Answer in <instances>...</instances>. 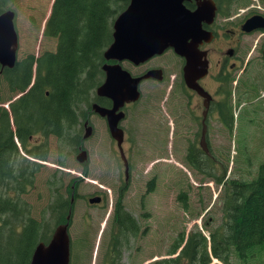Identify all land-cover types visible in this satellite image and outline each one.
<instances>
[{"label":"rangeland","instance_id":"374dc122","mask_svg":"<svg viewBox=\"0 0 264 264\" xmlns=\"http://www.w3.org/2000/svg\"><path fill=\"white\" fill-rule=\"evenodd\" d=\"M66 1L0 0V13L9 9L16 13L14 21L19 38L18 65L13 72L6 73L14 84L11 86L0 78V107L9 108L11 102L22 97L21 90L15 84L23 81L28 83L30 92L26 95L30 101L44 100ZM253 10L259 12L255 15L264 16V0H250L248 4L236 6L232 16L237 18L232 20L230 28L243 22L245 15ZM219 23L224 22L219 20ZM239 48L243 62L235 72L236 81L229 97L234 113V128L229 132L220 118L211 134L212 151L219 165L214 172L217 177H222L227 169L225 183L254 179L264 161V32L243 36ZM179 62L170 51L149 63L165 68L168 82L143 84L140 88L142 100L128 109L129 119L122 124L127 131V141L135 143L134 150H128L134 167L131 169L125 206L142 226L140 236L134 243V263L128 260L127 254H123L121 264H154L178 258L181 250L175 255H170V251L177 245L180 234L185 233L188 237L191 232L199 231L211 238L215 231H223L224 196L227 192L224 184H215L209 174H200L187 164L184 160L186 141L181 137L185 134L174 136L175 139L180 137L182 144L178 139L174 144L172 136H169L174 144L169 147L170 140L162 129V118L170 100L172 85L181 68ZM38 64L46 67L39 76ZM90 122L94 133L84 143L89 154L88 163L82 165L76 159L78 153H69L66 165L60 166L57 163V139L51 138V156L42 162L36 187L27 195L33 206V216L39 218L38 215L53 199L54 190L59 189L57 187L62 186L60 191L65 196L67 187L78 193L79 199L70 226L75 264H103L105 249L116 232V228L112 229L110 225L113 222L116 192L125 185L124 168L105 122L94 114ZM86 169L87 173L84 171ZM57 171L59 181L56 186H49V179ZM153 179H156L154 191L149 192V182ZM182 192H186L184 200L179 198ZM96 197L103 198V202L90 206L88 201ZM147 227L150 232L141 236ZM84 238L89 239L92 249L90 261L86 263L81 258ZM256 257L250 264H264V251L260 255L257 253ZM210 258L211 264H223L215 261L213 256ZM231 262L241 264L235 257Z\"/></svg>","mask_w":264,"mask_h":264},{"label":"trees","instance_id":"16d2710c","mask_svg":"<svg viewBox=\"0 0 264 264\" xmlns=\"http://www.w3.org/2000/svg\"><path fill=\"white\" fill-rule=\"evenodd\" d=\"M130 1L67 0L60 18L57 51L49 67L45 101H30L26 95L11 103V112L0 108V264H31L37 245L43 241L48 244L56 227L66 223L69 212L74 209L70 203L73 191L67 187L65 196L60 191L61 186L54 190L53 199L38 215L40 219L33 216V206L27 195L36 187L43 164L24 156L15 143V137L21 139L22 148L28 156L41 161H47L51 156L49 141L56 138L57 163L60 166L66 165L69 153H77L83 139L81 117L89 118L92 103L103 102L96 96L95 90L104 82V53L113 43L112 28L116 16H120ZM249 1L218 0L220 17L230 16L236 6ZM45 68H40V73ZM6 83L14 84L10 77ZM232 83L233 80L228 85L227 109L221 114V123L229 132L234 128V113L229 101ZM15 85L21 92L28 88V83L24 81ZM40 136L44 141L36 143ZM189 158V164L194 169L206 174L202 161L198 160L197 150H191ZM84 171L87 173V169ZM57 173L49 179V186L59 181ZM225 175H214L216 184H224L227 191L224 196L223 231H215L210 241L199 231L191 232L188 238H185V233L180 234L177 245L171 251L176 253L185 243L180 256L156 264H211L212 256L225 264H232L234 257L241 264H250L257 259V253L260 255L264 251V161L257 176L248 182L230 180L225 183ZM155 181L149 183V191H153ZM125 191L123 188L115 200V209L123 219L133 220L132 232L136 234L139 224L126 211ZM185 197L186 192H182L179 198L184 200ZM114 223L119 231L123 230L120 225L122 219H114ZM113 238L116 241L108 252L113 259L112 264L119 254L117 237Z\"/></svg>","mask_w":264,"mask_h":264},{"label":"water","instance_id":"95a60500","mask_svg":"<svg viewBox=\"0 0 264 264\" xmlns=\"http://www.w3.org/2000/svg\"><path fill=\"white\" fill-rule=\"evenodd\" d=\"M192 0H131L128 8L114 23V42L107 49L105 59L117 61L116 64H105V83L98 88L100 97H108L114 103L108 109L98 104L93 105V111L107 118L112 139L118 143L122 159L126 167V176L129 174V164L126 158L123 143L125 134L119 127L126 117L123 108L126 103L140 99L139 85L141 80L150 77L162 80L160 71H151L143 78H133L131 74L120 66L123 61L140 64L156 55H162L168 49L187 60L185 77L188 87L199 89L198 73L201 71L200 44L213 39L212 33L203 29V22L212 23L216 17L217 6L213 0H195L198 8L195 11L186 6ZM16 13L8 10L0 14V64L3 68H13L17 62L19 38L15 27ZM264 30V17L254 16L246 21L243 31L252 33ZM264 54V50H263ZM84 139L93 134L89 122L85 124ZM77 159L85 164L88 153L80 148ZM74 201V200H73ZM100 197L92 198L91 204H99ZM71 216L68 217L70 221ZM69 222L57 226L49 244L40 243L33 255L31 264H69L70 236Z\"/></svg>","mask_w":264,"mask_h":264},{"label":"flooded vegetation","instance_id":"af4514ba","mask_svg":"<svg viewBox=\"0 0 264 264\" xmlns=\"http://www.w3.org/2000/svg\"><path fill=\"white\" fill-rule=\"evenodd\" d=\"M214 1L216 2V5H218V0ZM188 4H190L188 8L192 11H195L198 8V4L195 0L188 2ZM218 11L219 7H217V11L215 12L216 17L211 24L203 22V29L211 32L213 39L203 41L198 49L200 50L199 53L201 56L200 62H202V69L198 73L197 83L199 85V89L206 93L207 96H205L203 93H200L197 88L193 89L191 87H188L189 85L184 75L187 65L186 58L176 56L172 50H169L167 53L171 51L174 54V56L180 61L179 63L181 68L176 81L172 85V93H170V100H168V106L166 108V111L164 112L161 124L163 131L167 133V139L170 140L168 141L169 147L174 146L175 142L177 143V139L179 144H182L183 142L179 141L180 137L175 139L174 136L185 134V136H181L186 141V147H184L185 158L189 162L190 158L188 159V157L190 151L193 149L197 150L199 152L198 160L202 161V167L204 168V170L208 169L211 171L209 177L215 181L216 179L214 176V171L218 169V160L216 154L212 151L213 148L211 147V134L214 133V124H217L219 122V119L222 118L221 114L225 111V109H227V107L225 106V101L227 102L226 97L227 91L229 89L228 85H230L232 80L233 83H235V72H237L242 66L243 58L239 48L240 41L243 36L253 34V32L246 33L243 31L244 22L250 19V17L259 13L258 11L254 10L250 11L245 15L243 22L240 21L237 24H233L234 27L233 29H231L230 26L233 23L232 20L237 17L232 16V13L230 16L220 17ZM219 20H222L224 23L220 24ZM167 53L160 56H155L149 61L138 65L126 63L128 67H124L131 72L133 77L138 78H143V76L147 75V73L151 71L161 72L162 80L152 77L143 79L141 80L140 88L143 84L148 82H154L155 84L157 83L159 85L165 84L168 82L167 70L161 66L153 64L150 65L149 63H152L154 60L166 55ZM40 68H42V66L38 64V76L42 74L40 73ZM245 70L246 68L243 70V72ZM6 73L7 72H5L4 74ZM103 79L104 81L106 80V74L105 78ZM101 99L103 101L102 104H100L102 107L108 109L113 108L114 103H112V100L110 98L101 97ZM39 102H44V100ZM136 104L137 103H131L127 104L126 107H124L126 118L120 123V127L125 132V142L123 147L129 160L128 163L130 165V171L128 174L129 179L131 178V169L134 166L130 161L128 150H134L135 143L127 141V131L124 127H122V124L129 119V116L127 114L128 109L132 108ZM222 104L224 106H222ZM100 119L105 122L106 126L108 125L107 118L101 117ZM83 130H85L84 126ZM169 136H172L174 144L172 142V138H170ZM114 143L117 146V143ZM116 152L120 158V161L122 162L120 153L118 151V146ZM203 161H205V164L203 163ZM124 167L125 166L123 164V168ZM204 172H206V174L204 175L208 176V172L206 170ZM125 175L126 173L124 168L123 176L126 179ZM127 184H129V182ZM114 213L116 215V219H122V223L120 225L123 226V230L118 231L117 233V244H119V248L117 250L119 254L118 257H115V264L122 263L121 261L123 254H127L128 260L134 263L135 259L132 256V254L135 253L133 249L134 243L135 241H137L138 236H140L142 224H140V221L132 215L135 221L140 224V227L138 228L136 234H134L132 232V228L134 227V225L132 224L133 220L131 218L123 219L122 216L117 213V211ZM146 232H150L149 227L141 232V236ZM83 243H85V239H83ZM84 250H86L85 246L81 249V251L85 252ZM112 261L113 259H111L110 256L106 255L102 263L112 264Z\"/></svg>","mask_w":264,"mask_h":264},{"label":"bare ground","instance_id":"6f19581e","mask_svg":"<svg viewBox=\"0 0 264 264\" xmlns=\"http://www.w3.org/2000/svg\"><path fill=\"white\" fill-rule=\"evenodd\" d=\"M46 93V92H45ZM4 111V110H3ZM10 137V136H9ZM11 144V143H10ZM4 145V144H3ZM7 145V144H6ZM4 147V146H3ZM6 147V146H5Z\"/></svg>","mask_w":264,"mask_h":264}]
</instances>
